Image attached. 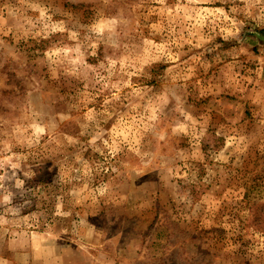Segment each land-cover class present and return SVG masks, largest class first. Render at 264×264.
I'll use <instances>...</instances> for the list:
<instances>
[{"label":"rangeland","instance_id":"rangeland-1","mask_svg":"<svg viewBox=\"0 0 264 264\" xmlns=\"http://www.w3.org/2000/svg\"><path fill=\"white\" fill-rule=\"evenodd\" d=\"M0 264H264V0H0Z\"/></svg>","mask_w":264,"mask_h":264}]
</instances>
